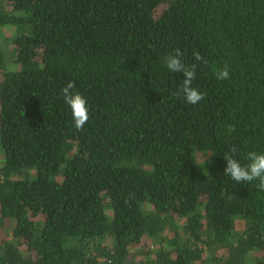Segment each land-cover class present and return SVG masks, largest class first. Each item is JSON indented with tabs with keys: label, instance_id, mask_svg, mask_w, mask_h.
I'll use <instances>...</instances> for the list:
<instances>
[{
	"label": "trees",
	"instance_id": "obj_1",
	"mask_svg": "<svg viewBox=\"0 0 264 264\" xmlns=\"http://www.w3.org/2000/svg\"><path fill=\"white\" fill-rule=\"evenodd\" d=\"M1 28L0 264H264V191L224 174L264 152V0H0Z\"/></svg>",
	"mask_w": 264,
	"mask_h": 264
},
{
	"label": "clouds",
	"instance_id": "obj_2",
	"mask_svg": "<svg viewBox=\"0 0 264 264\" xmlns=\"http://www.w3.org/2000/svg\"><path fill=\"white\" fill-rule=\"evenodd\" d=\"M183 52L177 48L174 52L164 57L165 67L172 73H183V80L177 95H183L184 100L191 105H196L205 98V93L193 87V81L196 79V64L186 65L181 59ZM195 61L207 63V60L199 52H193ZM216 79L224 81L230 79V66L225 64L217 70ZM74 81H68L61 89V94L66 104L70 106L74 127L79 131L83 130L85 124L89 121V107L86 98L79 92H73L75 88ZM237 148L231 147L224 154L226 167L225 176L231 177L237 184L242 182L251 183L257 181V189L264 191V152L249 151L247 153L246 164L235 158Z\"/></svg>",
	"mask_w": 264,
	"mask_h": 264
},
{
	"label": "rangeland",
	"instance_id": "obj_3",
	"mask_svg": "<svg viewBox=\"0 0 264 264\" xmlns=\"http://www.w3.org/2000/svg\"><path fill=\"white\" fill-rule=\"evenodd\" d=\"M9 30H11V29H7V28H1L0 29V45L2 46L5 54L7 55L8 66L10 68H14V62H13V59L11 58V55L13 54L12 53L13 52V45H11L9 43V39L11 37L12 31H9ZM4 162H5V155H4V151H3V148L1 146V143H0V167L4 164ZM35 173H36L35 169L30 170V173L27 176H23V178H27V177L33 178L35 176ZM240 227H241V224H240ZM10 233H11V228H10V225L7 224L6 227L2 230L1 235L3 237L8 238ZM132 251H134V250L132 249ZM224 254H225L224 251H220L218 253L219 256H223ZM262 255H264V253H262Z\"/></svg>",
	"mask_w": 264,
	"mask_h": 264
}]
</instances>
